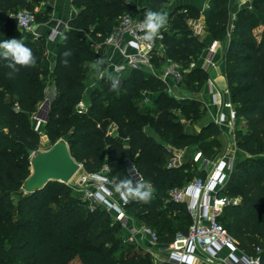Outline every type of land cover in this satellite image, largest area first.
<instances>
[{
	"label": "trees",
	"instance_id": "1",
	"mask_svg": "<svg viewBox=\"0 0 264 264\" xmlns=\"http://www.w3.org/2000/svg\"><path fill=\"white\" fill-rule=\"evenodd\" d=\"M170 1L150 0L138 7L132 0H72L78 12L62 27L53 70L44 35L35 38L21 30L13 16L0 27V42L21 39L36 58L35 67L21 68L14 76L8 75V61L0 58V264L152 261L151 254L139 251L121 236L123 227L109 211L102 207L90 210L68 183L51 180L35 192H20L32 172L33 154L41 147V129L31 119L40 112L45 116L41 126L51 143L67 138L72 156L85 171L95 172L108 164L110 177L119 182L123 178L138 180L135 169L151 185L154 198L147 203L130 200L126 208L157 232L161 244L188 233L191 214L185 203L171 200L169 192L204 174V170L190 162L173 167L169 164L176 150L193 144L200 145L207 157L217 152L219 144L214 139L222 130L216 123L210 122L196 133L185 130L181 121L185 118L192 126L200 122L206 115L203 102L191 96L179 99L163 78L149 74L145 68H132L116 90H110L111 81L104 77L101 87L86 100V109H78L86 91L84 70L90 62L103 58L94 43L106 40L123 13L144 19L149 9L163 10ZM40 2L0 0V10L15 13L30 10ZM254 6L264 14V0H254ZM49 12L47 7L34 13L41 22L49 20ZM253 13L247 8L240 10L223 56L224 73L237 109L236 138L242 156L220 192L238 199L224 208L221 222L244 255L259 257L264 264V33L259 37L254 32ZM198 15L197 7L179 5L171 16L175 17L172 22L183 29L184 38L165 30L164 48L152 58L157 69L169 58L180 64L181 82L192 92H199L209 79V72L199 64L206 44L187 27V18L196 19ZM204 16L214 40H225L231 0H210ZM66 50L72 53L68 66L62 63ZM193 60L198 65L190 68ZM51 75L58 94L44 105ZM146 91L157 93L155 110L140 105ZM148 127L159 133L161 140L150 135ZM206 138L208 144L203 142ZM19 192L15 199L13 194ZM110 221L117 227L113 234L109 232ZM111 238L118 241L120 253L108 246Z\"/></svg>",
	"mask_w": 264,
	"mask_h": 264
},
{
	"label": "built area",
	"instance_id": "2",
	"mask_svg": "<svg viewBox=\"0 0 264 264\" xmlns=\"http://www.w3.org/2000/svg\"><path fill=\"white\" fill-rule=\"evenodd\" d=\"M238 1L246 3L254 0ZM209 7L210 0L206 2L205 8ZM12 16L17 20L21 30L31 32L35 38L43 35L38 30L39 22L34 12L22 9L13 13ZM143 20L135 18L130 13H123L105 40L121 48L125 53L128 49L130 51L126 55V60L115 67L114 76L118 78L119 84L127 70L153 67L154 54L164 48L162 42L164 33L161 31L154 40L143 39L145 35V30L142 28ZM192 29L195 35L201 36L206 27L201 20H196L193 22ZM53 32L55 35L62 33L59 23L55 25ZM217 46L216 40L209 46L208 55L204 64L201 65L206 71L216 64ZM197 65V61L193 60L190 68ZM162 67V78L168 84L170 92L175 95L176 90L181 88L183 79L180 64L169 58ZM168 79H172L173 82L169 84ZM212 91L213 103L226 110L221 111L216 120V124L225 125L227 128L229 138L225 149L216 159H211L199 152L196 162L199 163L200 169L204 170V174L194 177L183 187L173 188L169 192L170 199L185 203L191 214L192 222L187 234H179L173 242L161 244L153 228L138 221L127 211L126 207L131 199L126 201L122 193L116 190L115 185L118 182L110 177L111 168L108 164L95 172H83L78 179L79 183L75 185V189L82 193L90 210L102 207L121 223L127 233L126 241L146 243L153 264H262L259 257L246 256L239 250L236 239L221 222L224 208L238 200L220 193L236 164L237 151H239L236 138L237 109L232 98H225L224 94L218 90ZM224 93L230 95L229 88ZM86 106L84 101L80 102L79 112L85 110ZM38 114L35 115L39 116ZM38 119L36 128H39L43 122L42 118ZM183 151L184 149L175 151L169 164L171 167L183 162ZM133 174L138 180L142 179L135 169ZM224 248L230 251L227 256L220 254Z\"/></svg>",
	"mask_w": 264,
	"mask_h": 264
},
{
	"label": "crops",
	"instance_id": "3",
	"mask_svg": "<svg viewBox=\"0 0 264 264\" xmlns=\"http://www.w3.org/2000/svg\"><path fill=\"white\" fill-rule=\"evenodd\" d=\"M209 0H180L179 5L182 4H191L195 7H197L199 10H202L205 8L206 6V2H208ZM238 0H231V11L236 12L240 9V4L238 3ZM132 3L138 5V3H136V1L132 0ZM47 7H50V18L47 21H41L38 24V30L47 38V56L48 59L50 61V68L51 70H53L54 65L56 63V58H57V54H58V43L62 37V33L55 35V33L53 32V29L55 27V25H57L58 23L62 27L66 26L69 22V20L71 18H73L78 10L75 8V6L72 3V0H41V2L39 3V9L41 10H45ZM138 7H141L138 5ZM13 13H10L9 11H2L0 10V27L6 22V20L8 19L9 16H12ZM228 31H226L225 37ZM200 39L202 41L205 42L206 46L202 52V54L199 57V64L203 65L204 64V60L206 58V56L208 55L209 52V46L211 44H213V42H215L211 32L206 28L205 32L200 36ZM227 39V37H226ZM225 40H218V46H217V56H216V64L214 67H212L208 72H209V79L205 82L202 90L196 95L194 96L195 98L200 99L203 102V108L206 111V115L204 118H207V124L210 122H214L216 123V120L218 118V114L221 111H226L225 108L222 109V107L216 105L213 103V91L212 90H218L219 92L223 93L225 98L230 97L231 95H228L225 92V90L228 88V81L226 78V75L224 73V62L223 60H221L220 58V53H221V49L224 46V42H226ZM127 40V39H126ZM125 40V41H126ZM102 43H97V45H95V49L97 52H99L102 55H107V60H110V64L109 66L106 68V70L108 71V73H110L111 75H115V67L124 62L126 60V55L127 53H130L129 49L125 52H123L121 50V48H118L116 46H111L108 44L106 51H103L101 48H99L98 46H101ZM104 45V44H103ZM125 47V45H124ZM163 49L160 50V52ZM94 63V62H93ZM90 64V74H95V78H103L104 74V70L103 67L100 66V71L97 72L95 69L92 68V64ZM162 68V67H161ZM157 69L154 66L153 67H149L147 70L149 72V74H154L157 77L162 78V69ZM97 79H93L89 81L88 85H95L94 81H96ZM220 81L224 82L226 84L225 88L222 89L220 87ZM173 81L172 79H168V83L171 84ZM210 82V83H209ZM212 86H211V85ZM88 85L86 86V91L85 94L87 95L88 93ZM95 87L92 88V90H94ZM91 90V91H92ZM179 90V89H178ZM175 92V94L177 93V91ZM90 91V92H91ZM46 93V97L47 99L54 100L58 94V91L56 89L55 86V82H54V78L51 75L50 76V81L49 84L45 90ZM196 93V92H194ZM84 94V95H85ZM156 98H157V93L155 92H151V91H146L143 93L142 97L140 98V105L142 108H150L152 110H155L157 108L156 105ZM84 102H86V100L83 99ZM203 118V119H204ZM206 125V124H205ZM204 125V126H205ZM218 125V124H217ZM222 132L221 133H225L228 136V133L226 132L227 128L225 125H218ZM115 131V128H114ZM147 132L156 137L158 140H161V137L159 135V133H157L153 128L148 127L147 128ZM229 137H227L228 140ZM198 150V151H197ZM201 152L200 148L196 147V144H193L187 148L184 149L183 154H184V159L183 162H190L194 165V167L197 169H200L199 167V163L196 162V156L198 155V153ZM189 157V158H188ZM211 159H216L219 156H217V152L210 156ZM238 160H236L235 163H237ZM202 170V169H201ZM229 249L228 248H224L223 250H221L220 254L221 256H227L229 254ZM204 264V263H201Z\"/></svg>",
	"mask_w": 264,
	"mask_h": 264
},
{
	"label": "rangeland",
	"instance_id": "4",
	"mask_svg": "<svg viewBox=\"0 0 264 264\" xmlns=\"http://www.w3.org/2000/svg\"><path fill=\"white\" fill-rule=\"evenodd\" d=\"M134 1H136V3H138V5L139 6H145V5H147L149 2H150V0H134ZM179 2H180V0H171L170 2H168V3H166L165 4V6H164V9L163 10H154V11H163L164 13H166V15H167V23H166V25L160 30L161 32H164L165 30H168V32H169V34H173V33H175L176 32V36H177V38H184V35L182 34V30L183 29H180V28H178V26H177V22H172L174 19H175V17H172L171 16V13L179 6ZM239 4H240V6H243V7H240V9L238 10V11H236V12H233V11H231V18H230V23H229V25H228V27H227V30L226 31H228L227 32V34L228 35H226V37H227V39H226V42H224V46H223V48L221 49V53H220V58H221V60H223V56H224V53H225V51H226V47H227V44H228V38H229V36H230V33L233 31V29L235 28V25H236V23H237V20H238V17H239V12H240V10L241 9H243V8H247V9H249L251 12H254L253 13V18H254V32L260 37L263 33H264V14H262V13H260V12H258V11H256V9H255V6H254V1L253 2H246V3H244V2H238ZM137 5V6H138ZM206 9H208V8H204V9H202V10H199V15L197 16L198 18H196V19H193V18H187L188 20H187V23H188V25H187V27L188 28H190L192 31H193V29H192V27H193V22L194 21H196V20H201V23L207 28V26H208V22H207V20H206V18H205V16H204V12H205V10ZM30 10L31 11H33V12H38L40 9H39V5H34V6H32L31 8H30ZM186 27V28H187ZM194 32V31H193ZM104 44V45H103ZM108 44L109 45H111V46H113L112 44H110V43H107L106 41H104L102 44H101V46H98L99 48H101L103 51H106V49H108L107 48V46H108ZM95 45H97V43H94V47H95ZM107 52V51H106ZM102 60H103V64L101 65V67H103V70H104V74H102L103 75V78L104 77H109V75H111L110 73H108V71L106 70V68L109 66V64L111 63L110 62V60H107V55H103V58H102ZM224 62V61H223ZM91 63H93V62H90L87 66H86V70H84V79H85V82H86V86L89 84V81L90 80H92L93 81V79L95 80V79H97V78H95L96 76H95V74H90L91 72H90V69H91V67H90V64ZM163 68V67H162ZM161 68V69H162ZM146 70L148 69V68H145ZM147 72H148V70H147ZM149 73V72H148ZM103 78H100V76H99V78L96 80V81H94V83H95V85H88V93H87V95L85 94L84 96H83V99L84 100H88L89 98H90V94L95 90V89H99L100 87H101V81H102V79ZM220 87L222 88V89H224L225 88V86H226V84L224 83V82H221L220 81ZM93 87H95V89L94 90H92V88ZM92 90V91H91ZM202 90V89H201ZM200 90V91H201ZM91 91V92H90ZM199 91V92H200ZM199 92H196V93H194V92H192V91H190V90H188L187 88H186V86L184 85V83H182L181 82V88L177 91V93L175 94L179 99H183V98H186V97H189V96H191V97H194V96H196ZM232 98V97H231ZM39 116H36L35 114H33L32 115V122H33V124L35 125V127H36V125L38 124V122H39V119L38 118H42L43 119V122L45 121V116H44V113L43 112H40L39 114H38ZM207 118H204V119H202L200 122H198L195 126H192L190 123H189V121H187L185 118H181V121H182V123H183V127H184V129L185 130H187V131H194V132H196V133H200V131H201V128L205 125V124H207ZM41 125H42V123H41ZM40 125V127H39V129H41V133H42V138H41V147H40V151H42V150H47V149H49L50 147H52L53 146V144L51 143V141H50V139H49V137L45 134V132H44V129H43V127ZM42 127V128H41ZM227 134H225V133H221V134H219V135H217L216 137H215V141H214V143H216V144H219V147L217 148V156H220V154L224 151V149H225V145H226V142H227ZM210 138H214V137H210ZM65 141H67V138H63ZM203 140V139H202ZM208 141H209V138H206L203 142H207V144H208ZM196 147L197 148H200V145H198V144H196ZM198 151V150H197ZM35 154V153H34ZM33 154V155H34ZM241 154L239 153V151H237V156H236V160H239L240 158H241ZM189 158V157H188ZM194 166V165H193ZM196 168H197V166H196ZM83 172H85V170H84V168L82 167L80 170H79V172L75 175V177L68 183L71 187H72V189H73V191L74 192H76V193H80L81 194V196H82V193L80 192V191H78L77 189H75V185L77 184V183H79V181H78V179L80 178V176L83 174ZM151 186V185H150ZM152 188V187H151ZM20 192L22 193V192H24L25 193V191H24V187H22L21 189H20ZM20 192L19 193H14L13 194V196H14V198L15 199H18L19 198V194H20ZM82 198H83V196H82ZM152 198H154V197H152ZM144 203V202H143ZM115 219V218H114ZM151 220H153V221H155L156 219L154 218V217H151ZM117 230V227H116V225H114V222L113 221H110V227H109V232L110 233H114L115 231ZM121 231V236L124 238V239H126V236H127V233L125 232V230L123 229V230H120ZM113 237V236H112ZM118 241L117 240H113L112 238L110 239V241H109V243H108V246L112 249V250H114V251H116V253H120L121 252V249H120V247L118 246ZM135 246H136V248L139 250V251H141V252H143V253H149L148 251H147V245H146V243L145 242H142V243H140V242H138V241H135V242H132ZM149 255H150V253H149ZM150 258H151V256H150ZM151 260V259H150ZM73 262H79L78 261V259H74L73 260ZM150 264H153L152 263V261H151V263Z\"/></svg>",
	"mask_w": 264,
	"mask_h": 264
},
{
	"label": "clouds",
	"instance_id": "5",
	"mask_svg": "<svg viewBox=\"0 0 264 264\" xmlns=\"http://www.w3.org/2000/svg\"><path fill=\"white\" fill-rule=\"evenodd\" d=\"M166 23V13L149 9L145 13V18L142 22V28L145 30L143 39L146 41L154 40ZM71 54V50H66L62 54L64 57L62 60L64 66L69 65L68 57H70ZM0 58L8 61L6 67L10 69L8 73L9 76H14L21 68H30L36 65V58L32 50L27 47L21 39L16 38L0 42ZM102 64L103 60H97L92 64V68L99 72ZM108 79L111 81L110 90H116L119 84L118 78L109 75ZM115 187L118 192L122 193L126 201L131 199L147 203L151 200L153 195L150 184L142 179L134 180L133 178H123L119 180Z\"/></svg>",
	"mask_w": 264,
	"mask_h": 264
},
{
	"label": "water",
	"instance_id": "6",
	"mask_svg": "<svg viewBox=\"0 0 264 264\" xmlns=\"http://www.w3.org/2000/svg\"><path fill=\"white\" fill-rule=\"evenodd\" d=\"M49 101L46 99L44 105ZM31 164L32 172L23 185L25 193L35 192L51 180L69 183L83 167V164L72 156L69 144L64 139L57 140L47 150L35 153Z\"/></svg>",
	"mask_w": 264,
	"mask_h": 264
},
{
	"label": "bare ground",
	"instance_id": "7",
	"mask_svg": "<svg viewBox=\"0 0 264 264\" xmlns=\"http://www.w3.org/2000/svg\"><path fill=\"white\" fill-rule=\"evenodd\" d=\"M75 177V176H74Z\"/></svg>",
	"mask_w": 264,
	"mask_h": 264
}]
</instances>
